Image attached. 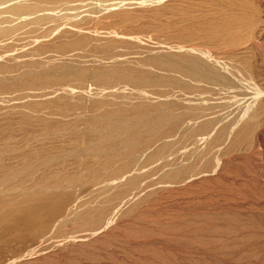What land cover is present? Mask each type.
I'll return each instance as SVG.
<instances>
[{"label": "rangeland", "instance_id": "374dc122", "mask_svg": "<svg viewBox=\"0 0 264 264\" xmlns=\"http://www.w3.org/2000/svg\"><path fill=\"white\" fill-rule=\"evenodd\" d=\"M55 6L0 39V264H264V0Z\"/></svg>", "mask_w": 264, "mask_h": 264}, {"label": "bare ground", "instance_id": "6f19581e", "mask_svg": "<svg viewBox=\"0 0 264 264\" xmlns=\"http://www.w3.org/2000/svg\"><path fill=\"white\" fill-rule=\"evenodd\" d=\"M64 1L65 0H36V1L31 2L30 0H0V7H1L0 8V39H5V38L12 37V36H17L20 33L24 34L25 32L29 31V29L31 30V28H34V27L36 28V26H38V25H42V24H45L48 22H52L53 19L51 16H53V14H45V12H48V11H52L50 13L55 12V10L58 9L57 6H55V5L59 2H64ZM106 1L108 3H109V1H111V2H113V4L118 5L120 3L123 4L124 1L150 2L153 0H106ZM155 4H156V1H155ZM52 5H54V6H52ZM128 8H129V6H128ZM55 13L57 14L58 12H55ZM58 15H59V13H58ZM239 20H241V21L246 20V17L245 16H239L238 18L232 17L228 20H224V22H222V23L220 22L221 24L219 25V27H217V30L214 31V33L226 34V37H229V36L233 37V35H232L233 32L231 33V31L229 29L231 26L230 24H232V22H234V21L238 22ZM54 30L58 31L55 28H54ZM229 34H231V35H229ZM250 37H251V34H250ZM258 138H260L259 134L256 135L257 140H258Z\"/></svg>", "mask_w": 264, "mask_h": 264}]
</instances>
